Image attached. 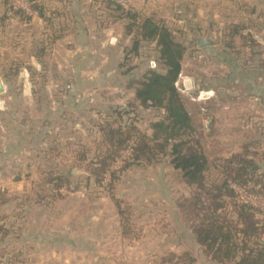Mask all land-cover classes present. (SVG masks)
Here are the masks:
<instances>
[{
	"label": "rangeland",
	"instance_id": "rangeland-1",
	"mask_svg": "<svg viewBox=\"0 0 264 264\" xmlns=\"http://www.w3.org/2000/svg\"><path fill=\"white\" fill-rule=\"evenodd\" d=\"M89 2L78 15L62 9L66 16L51 25L36 13L29 21L11 11L0 24V79L6 86L0 94V264H54L59 250L27 244L48 233L79 246L61 254L76 256L71 264H216L194 241L192 207H179L195 196L206 200L205 191L184 185L168 158L130 167L112 188L110 176L101 186L89 180L102 125L132 124L150 133V123L163 116L161 110L127 107L132 85L148 71L163 72L156 45L145 43L127 55L132 36L120 13L110 18L104 0L102 7ZM206 4L189 18L167 9L141 15L156 14L186 47L177 87L210 163L208 183L222 180L226 160L243 155L258 167L264 192V104L251 96L253 84L264 86V18L243 26L254 41H235V26L222 23V0ZM258 6L263 12L264 0ZM123 9L133 10L128 3ZM199 39L213 44L200 48ZM118 60L121 74L106 78ZM65 83L73 87L63 88ZM116 107L130 113L120 120L110 112ZM129 156L125 152L123 159ZM122 166L120 160L113 170ZM52 172L71 181L60 195ZM234 188L239 202L264 209V193Z\"/></svg>",
	"mask_w": 264,
	"mask_h": 264
},
{
	"label": "trees",
	"instance_id": "trees-1",
	"mask_svg": "<svg viewBox=\"0 0 264 264\" xmlns=\"http://www.w3.org/2000/svg\"><path fill=\"white\" fill-rule=\"evenodd\" d=\"M27 1L37 16H44L43 0ZM3 3L7 8L4 18H8L11 11L22 20H31L24 11L15 9L10 0H3ZM104 3L109 11L120 13L118 20L126 23V34L132 36L127 55L138 54L145 43H154L163 67V72L148 71L141 81L130 87L135 95L127 107L161 110L163 116L150 123V133L132 124L116 126V122H110L102 125L99 151L87 167L89 180L91 178L101 186L110 176L112 188L130 167L153 165L159 156L168 158L173 169L181 174L184 185L205 191L206 200L195 196L193 201L184 200L179 204L180 209L186 211L187 202L194 211L190 228L204 255L216 264H264V209L239 202L234 188L237 186L263 195L259 188L258 167L251 159L236 155L226 160L222 180L208 183L210 163L200 140L194 138L196 122L177 87L186 47L175 39L171 29L156 14L144 17L133 10H124L114 0H104ZM234 28L233 35H238L240 41H254L251 36L242 35L244 27ZM110 112L120 120L130 113L120 107L111 108ZM125 152L130 153L127 159H123ZM85 157V153L82 154L81 160ZM120 160H123V166L114 171V165ZM51 183L60 195V190L70 187L71 181L52 172Z\"/></svg>",
	"mask_w": 264,
	"mask_h": 264
},
{
	"label": "crops",
	"instance_id": "crops-1",
	"mask_svg": "<svg viewBox=\"0 0 264 264\" xmlns=\"http://www.w3.org/2000/svg\"><path fill=\"white\" fill-rule=\"evenodd\" d=\"M103 0H90L89 2V6L90 7H94L97 4L102 3ZM115 1V0H114ZM128 4L129 7H131L133 10L137 9L138 13L141 14L142 12H147V11H152V10H158V9H167L170 11H173L177 14L180 15L181 13L189 18L192 16V13H194L197 10H201V8L204 10L207 7V0H125ZM258 1L259 0H222V23H225L227 25H234V26H247L252 24L256 19H262L264 18V11L263 12H259V6H258ZM86 2V0H43V4L45 6V13L44 16H39L37 19L38 21H42L45 22L46 25H51V22H56L57 20H59V17H64L66 16L64 14L61 15V11L62 9L65 10L66 9H70L72 8L73 10H75V14L78 15L79 12L81 11L84 3ZM103 6H107L105 3H102ZM99 7V6H98ZM7 8L3 3V0H0V24L2 23L3 19H4V14L6 12ZM191 12V16H189V13ZM199 12H203L202 10ZM180 13V14H179ZM54 16L53 20L50 18V15ZM56 14V15H55ZM114 12L110 13L109 12V17L112 18L114 17ZM48 15V16H47ZM194 16V15H193ZM9 17V14H8ZM58 17V18H57ZM56 19V21H55ZM114 19V18H113ZM7 20V19H6ZM116 20V19H115ZM58 24H60V22H58ZM1 28V26H0ZM242 35L243 36H248V34H244V30L242 31ZM74 39H79L80 38V34H78V32L74 33ZM234 40L236 41L237 39L240 41V37L238 35H232ZM55 38V37H54ZM67 38L66 36L64 37V39ZM0 39H1V33H0ZM60 39H63L62 37L56 38L53 41H58ZM206 48V47H205ZM120 52L122 53L123 50H120ZM76 58H81V56H77V54H75L74 56ZM119 64H117V66H115L114 68L110 69L108 72H105V77L109 78L113 77V75H116L117 73H120V60H118ZM117 63V62H116ZM116 65V64H115ZM4 84V82H3ZM5 89L6 86L4 85ZM72 84L70 83H65L63 88H72ZM133 90V94H132V98L134 99V89ZM252 90H254L255 92L252 93V99H254L255 101H258L259 104H264V86L262 84H253L252 85ZM65 230H68V228H64ZM47 230H44V233ZM53 233H61L62 230H58L56 228H54V230H51ZM70 231V228H69ZM66 233H68V231H65ZM33 233V232H32ZM37 239V240H36ZM41 240H38V238H28V242L27 244H32L34 245H47L49 250H59V256L58 258H54V261L56 260V262H54V264H71V262H75V257L76 256H71L70 258H64L65 256L61 255L62 253H65L67 250H73L76 247H79L77 244L75 245L74 242H72V240H65V238L61 239V236H59L57 238L53 237L52 235L50 236V234L48 233L47 236L40 238ZM54 251H51L48 254H51L52 257H54L55 255H53ZM28 258V257H27ZM29 259V258H28ZM71 261V262H70Z\"/></svg>",
	"mask_w": 264,
	"mask_h": 264
},
{
	"label": "built area",
	"instance_id": "built-area-1",
	"mask_svg": "<svg viewBox=\"0 0 264 264\" xmlns=\"http://www.w3.org/2000/svg\"><path fill=\"white\" fill-rule=\"evenodd\" d=\"M10 2L15 9L22 10L29 16L35 14V12L31 10V6L27 0H10ZM117 4L123 8H127V2L125 0H117Z\"/></svg>",
	"mask_w": 264,
	"mask_h": 264
},
{
	"label": "water",
	"instance_id": "water-1",
	"mask_svg": "<svg viewBox=\"0 0 264 264\" xmlns=\"http://www.w3.org/2000/svg\"><path fill=\"white\" fill-rule=\"evenodd\" d=\"M213 44V42L211 40H206V39H199L198 40V46L200 48H205V47H209ZM187 85H189V82H187ZM5 92V87L3 84V81L0 79V94Z\"/></svg>",
	"mask_w": 264,
	"mask_h": 264
}]
</instances>
